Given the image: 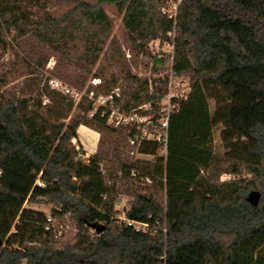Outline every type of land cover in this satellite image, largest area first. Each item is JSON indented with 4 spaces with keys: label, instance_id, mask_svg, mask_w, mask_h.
Here are the masks:
<instances>
[{
    "label": "trees",
    "instance_id": "obj_1",
    "mask_svg": "<svg viewBox=\"0 0 264 264\" xmlns=\"http://www.w3.org/2000/svg\"><path fill=\"white\" fill-rule=\"evenodd\" d=\"M50 1L0 0V48L32 38L56 54L59 77L79 64L77 83L83 72L97 67L93 78L102 79L100 88L108 94L117 78L109 72L110 59L108 67L98 63L112 32L103 4L111 3L125 10L124 24L142 46L168 39L177 29L173 68L192 78V90L170 117L167 155L150 162L116 156L113 183L101 168L110 152L98 145L83 159L73 143L81 124L99 133L132 134L109 125L103 108L95 111L92 101L82 100L77 108L92 115L74 116L73 99L53 88L45 105L41 99L5 98L0 104V264H264V15L239 8L236 0H181L175 20L162 11L172 0H80L55 15L48 10ZM48 58L33 52L28 61L36 72ZM126 74L131 108L150 103L155 97L148 80ZM217 124L224 126V155L215 152ZM140 149L156 155L160 147L144 142ZM245 170L251 179L220 181L223 173ZM143 177L151 182L144 184ZM124 181L133 184L122 189ZM136 182L145 192L134 188ZM252 190L262 193L257 206L247 200ZM122 193L133 196L125 218L148 224L146 231L121 223ZM40 199L55 205L54 217L74 218L73 241L61 242L58 226L46 229L45 212L26 208ZM95 222L105 231L97 234L89 227Z\"/></svg>",
    "mask_w": 264,
    "mask_h": 264
},
{
    "label": "rangeland",
    "instance_id": "obj_2",
    "mask_svg": "<svg viewBox=\"0 0 264 264\" xmlns=\"http://www.w3.org/2000/svg\"><path fill=\"white\" fill-rule=\"evenodd\" d=\"M79 1L80 0H51L48 3V10L55 15H62L71 10ZM85 1L97 2V0ZM180 2L181 0L169 1L162 9L163 13H166L169 18L175 20ZM236 3L239 8L264 15V0H236ZM103 8L112 23V32L98 65L102 64L108 67L107 61L110 59L109 72H113L117 78V83L113 89L119 87L121 90V98L118 101V106L128 108L127 105H129L130 108L132 107V105L129 104L131 84L126 78V72L129 71L139 78L147 79L149 93L155 97L150 103L140 105L144 106L143 112L148 113L152 117L159 116V105L161 102H164L163 96L167 87L170 70L173 66L174 40L177 35V29L175 28L168 33V39H153L145 46H142L140 42L135 43L133 41L124 24L125 10H120L117 5L111 3H104ZM35 14H39V10L35 9ZM111 41L114 42V45L110 49L109 43ZM33 52L39 53V58L49 57L44 66L37 67L36 72L33 71L34 69L31 67V62L28 61L29 56H31ZM52 53L53 52L47 45H40L32 38L22 41L20 45H15L13 48H9L5 51L0 48V104H2L5 98H31L35 101L41 99L42 105L49 104L50 97L48 96V91L52 89L49 80L55 78L69 84L83 94L81 100H73L74 108L71 114L74 116H91L92 112L83 113L77 108L79 102L82 100H90L96 110L99 108L100 103L106 100L108 94L113 89L106 94L100 88L102 79L93 78V74L97 67L94 68L91 74L83 72L81 80L77 83L76 77L81 69L79 64H73L65 68L67 70V75L59 77L55 68L58 57L56 54L51 55ZM105 56H107L106 59ZM188 78L193 82L190 76H188ZM90 95L93 96V98H91ZM156 96L162 97L158 100ZM210 107L212 114H214L216 111V100L213 98L210 99ZM41 111L43 112L44 108H42ZM68 121L69 119L67 122ZM223 131L224 126L222 124H217L213 136L215 152L218 155H224L227 152L222 139ZM79 137L81 139V141L79 139V143H77L76 139H73V143L77 146L78 151L81 150L84 154L83 146L85 150L89 152L95 149L98 141V134L95 129L93 130V128L82 126L79 128ZM99 148L100 150L110 152L109 158L102 162L101 168L108 178L111 177L110 182L112 183L114 182V177L117 175V172H119V159L117 161L116 156L121 159L120 161L127 160L133 162H150L157 160L158 157L165 156V152H163L161 148L156 155H152L142 152L140 149L141 145L132 146L129 143L127 131L123 130H118L114 133H100ZM252 177V174L245 170L239 175L223 173L220 176V181H230L240 178L251 179ZM129 182L130 181H124L127 185L123 186L122 189L128 187L129 184H133ZM134 185V188H138L140 192H145L142 187L143 184L139 185V183L136 182ZM157 191L159 197L163 199L164 192L161 189H157ZM132 199L133 196L131 194H121L117 205V210H120V214L118 215L119 218H125L124 209ZM54 206V204L44 199H40L38 203L32 205L26 204V208H34L46 214H52ZM54 223L61 226L62 230L59 232V240L61 242H70L75 239L78 230L76 221L70 214L54 217Z\"/></svg>",
    "mask_w": 264,
    "mask_h": 264
},
{
    "label": "built area",
    "instance_id": "obj_3",
    "mask_svg": "<svg viewBox=\"0 0 264 264\" xmlns=\"http://www.w3.org/2000/svg\"><path fill=\"white\" fill-rule=\"evenodd\" d=\"M51 87L65 95L70 96L73 100H81L83 97L82 92L74 89L69 84L55 78L49 80ZM192 90L191 79L187 75H178L172 66L170 75L167 80V87L163 96L164 102L159 105V116H150L144 113V106L126 108L119 107L118 101L121 98V90L119 87L113 89L107 96L106 100L100 103L99 108H103L102 115H107V122L114 127H126L132 134L129 136V143L132 146H140L144 142L157 143L161 150L167 155L168 149V131L169 121L173 113L179 110L181 102L186 100ZM91 98L93 96L90 95ZM97 108L95 111H97ZM80 158L87 159L88 156L79 151ZM131 175L136 177L138 172L132 170ZM144 184L151 182L149 177H143ZM40 185L43 182L38 181ZM121 223L128 226H133L137 231H146L147 225L143 222L135 220L120 218ZM56 226L59 232L62 230L60 225L54 223V216L47 214L46 229L56 231Z\"/></svg>",
    "mask_w": 264,
    "mask_h": 264
},
{
    "label": "water",
    "instance_id": "obj_4",
    "mask_svg": "<svg viewBox=\"0 0 264 264\" xmlns=\"http://www.w3.org/2000/svg\"><path fill=\"white\" fill-rule=\"evenodd\" d=\"M262 193L259 190H252L247 197V200L249 203H251L254 206L259 205L261 201ZM89 227L92 228L97 234H101L102 232L105 231L106 226L102 223L95 222V223H90ZM4 245V240L0 238V250L2 246Z\"/></svg>",
    "mask_w": 264,
    "mask_h": 264
},
{
    "label": "crops",
    "instance_id": "obj_5",
    "mask_svg": "<svg viewBox=\"0 0 264 264\" xmlns=\"http://www.w3.org/2000/svg\"><path fill=\"white\" fill-rule=\"evenodd\" d=\"M82 126H84V127H86V128H90V127H88V126H85V125H80L79 126V128H81ZM79 128H78V131H77V133H78V138L76 139L77 140V143H79V139H80V137H79ZM92 129V128H91ZM94 130V129H93ZM96 131V130H95ZM97 132V134H98V141H97V144H96V147H95V149L93 150V151H91V152H89V151H87V150H85V148H84V146H83V152H84V154H86L87 156H88V158L90 157V156H92L93 154H95L96 153V151H97V149H98V145H99V140H100V133L98 132V131H96ZM80 141H81V139H80ZM82 143V142H81ZM83 145V144H82Z\"/></svg>",
    "mask_w": 264,
    "mask_h": 264
}]
</instances>
